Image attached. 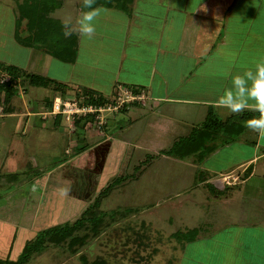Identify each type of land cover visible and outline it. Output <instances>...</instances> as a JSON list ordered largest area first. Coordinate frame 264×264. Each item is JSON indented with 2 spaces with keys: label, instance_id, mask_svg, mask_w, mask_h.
I'll list each match as a JSON object with an SVG mask.
<instances>
[{
  "label": "crops",
  "instance_id": "obj_1",
  "mask_svg": "<svg viewBox=\"0 0 264 264\" xmlns=\"http://www.w3.org/2000/svg\"><path fill=\"white\" fill-rule=\"evenodd\" d=\"M98 6L105 9L99 16L106 25L96 28L89 39L76 34L74 60L58 59L63 68L71 65L68 73H49L44 63L39 70L45 71L37 72L36 58L31 54L33 47L1 32L0 61L55 78L67 85L66 94L86 87L108 97L117 84H124L142 88L146 97L109 116L104 132L96 130L87 119L80 120L81 129L75 139L70 137L69 128L63 130L60 119L41 114L49 108L45 100L51 101L55 91L44 87L27 94L31 85L26 83L20 91V82L24 81L17 83L8 109L0 113V135L3 131L6 135L4 142L0 140V148L5 150L0 158V175L14 174L18 167H26L29 161H24L23 149L42 141L64 138V153L69 156L48 169L42 175V183L41 178H30V188L19 185L18 190L17 186L16 191L23 193L8 200L5 206L0 205V257L14 249L18 228L25 229L26 223L34 228L40 217L49 216L48 220L53 222L72 218L105 182L117 175H127L104 197L116 192L121 195V202L117 200L120 205L177 208L181 219L186 218L188 208L199 205L205 208L204 215H198L200 224L207 225H200L203 229L188 242L200 241L203 256L219 248L224 260L230 252L224 240L234 239L236 245L246 240L247 245H239V263L258 264V258L264 257L259 232L264 230V135L244 126L232 141L219 145L201 162L193 161V155L177 158L162 151L200 125L208 110L220 119L223 117L221 120L234 114L214 106V102L218 93L230 87L231 74L242 73L264 61V0H148L144 6L132 0L130 13ZM82 11L76 9L75 15ZM83 42L91 47L86 46L85 53L90 56L81 61ZM83 66L89 69L87 76L80 70ZM98 71H103L104 76ZM48 91L50 95L46 96ZM245 130L249 135L242 134ZM237 141L250 143L252 148L244 150L237 146L231 162L220 167L206 161L224 158L222 149ZM83 145V151L74 153L75 148ZM147 154L151 157L140 169L135 168L136 164L131 167V160L140 162L141 156ZM56 171L59 177L53 182L50 177ZM229 172L242 174L240 181L229 185L214 181L216 176ZM206 183L218 191L208 189ZM198 193L206 201L196 199ZM33 195L38 199L36 205L32 203ZM72 208L71 215H66V210ZM209 230L211 236L202 240L201 236ZM180 249V256L175 258L183 255L184 246Z\"/></svg>",
  "mask_w": 264,
  "mask_h": 264
},
{
  "label": "rangeland",
  "instance_id": "obj_2",
  "mask_svg": "<svg viewBox=\"0 0 264 264\" xmlns=\"http://www.w3.org/2000/svg\"><path fill=\"white\" fill-rule=\"evenodd\" d=\"M38 1V0H36ZM56 4L54 8L46 12L45 16L48 18L56 19L61 23V20L67 16H71L73 20L75 19V11L81 9V0H55ZM139 5L144 6L145 3H148V0H137ZM25 2H29V0H0V35H13V31H17V34L21 36L26 35V16H19L18 6L20 4H24ZM25 5L23 7V12L25 11ZM82 10V9H81ZM44 14V12H43ZM105 19L101 16L96 18V28H104L102 25ZM107 23V22H106ZM103 32L107 35L108 31ZM76 34V33H74ZM87 39H89L87 37ZM42 42V41H41ZM35 42L33 45V50L31 54L36 58L35 69L39 73L45 71L44 68L40 71L39 68L41 63H44L49 73H68L71 65H66L67 67H61L60 61L51 55L49 52L45 51L43 47V43ZM108 43V42H107ZM108 44H111L109 41ZM86 46L91 47L88 42H83L81 44V56L89 57V53L86 52ZM84 53V54H83ZM32 56V55H31ZM96 57V56H94ZM112 60V58H111ZM82 73L87 76L90 72L88 67L83 66L80 68ZM101 75L104 76L103 71H98ZM26 82H20L19 90H23V86ZM44 87L35 88L29 86L27 88V94L29 91L34 89L43 90ZM18 89V88H17ZM75 89V88H74ZM77 89V88H76ZM50 95V91L46 94V96ZM54 95H58L56 92ZM53 95V96H54ZM51 97V100L53 98ZM144 99V98H143ZM141 99L140 101H142ZM19 103V102H18ZM3 103L0 102V113L4 112L2 109ZM123 108V107H122ZM122 108L110 112L104 111V124L101 128H97L94 126L96 130L99 132H104L106 130V122L109 119V116H112L115 112H118ZM45 117L52 116L53 114L50 112H41ZM1 119V118H0ZM63 122V130H66L64 127L69 128L71 132L70 137L77 138L81 125L79 122L71 123L70 120H62ZM75 121V120H74ZM80 121V120H79ZM91 126V125H90ZM90 128V127H89ZM62 129V128H61ZM47 132V130H46ZM69 132V133H70ZM243 135H249V131H243ZM47 134H45L46 136ZM17 136H20V129L17 131ZM6 139V135L3 133L0 135V140L3 142ZM65 139L60 138L58 140L53 141H42L31 148H24L22 151V155L24 161H29V166L22 165L15 170L14 174L9 175H0V205L3 203L5 206L9 201L16 199L18 193H23L18 191L20 187H25L26 189L30 188L29 181L33 178H41L39 179L42 183V175L46 173L48 169L56 165L59 161H64L69 155L64 153V144ZM74 142V141H73ZM232 146V147H231ZM230 147H224L225 154L222 152L224 158L215 160V159H207L206 161L215 163L216 167H220L224 163H229L232 160V155L234 156L235 149L238 147L244 150H250L252 147L250 143L240 144L237 142L232 143ZM233 148V149H231ZM70 150V149H69ZM5 152L4 148H0V158L3 157ZM149 154L145 156H141V160L148 157ZM141 162V161H140ZM138 160H131V167L135 165L136 169H140L141 163ZM133 169H131L132 171ZM138 170H136L135 173ZM4 172V171H2ZM57 172L53 173L50 177L53 182L59 177L57 176ZM31 178V179H30ZM30 179V180H29ZM237 183V182H236ZM20 185V187H19ZM93 185L90 182V186ZM17 186L19 187L18 190ZM62 188V187H61ZM63 189V188H62ZM199 191V190H198ZM197 191V192H198ZM30 192V191H28ZM31 193V192H30ZM97 194V192L95 193ZM35 195L32 196V203L35 205L38 203V199ZM20 198V197H18ZM160 199L157 197V200ZM200 202L206 201L202 194L196 197ZM117 200L121 202V195L118 196L113 194L112 196L105 198L103 197L98 205H96L91 213L94 216V213L98 211H103L104 214L102 218H98V220L93 221L89 220L88 222H83L82 229L77 231L73 230V235L77 234L78 239L68 245V240L59 239L54 241L50 240L47 244V247L38 251L35 255H32L24 264H92L95 261H101V264H241V250L240 246L246 244V240L242 245L237 244L236 240L227 239L224 240L223 244L229 247V251L227 252V257L224 260L223 256L219 255L220 249L216 248L215 252H210V255L203 256L202 250L198 245L200 241H196V243H190L189 240H183L180 237H176L174 233L186 232L189 228L199 226L200 230L203 229L200 225H207V223L200 224L201 219H199L198 215L203 216L205 212V208L200 207L199 205H194L188 208L186 213V218L178 217L177 208H166L161 206L147 205H120L117 204ZM156 200V197L150 201V203ZM5 203V204H4ZM117 204V205H116ZM2 205V206H3ZM151 207V208H150ZM118 208V209H115ZM126 208H130L127 210ZM4 209V208H3ZM8 209V208H7ZM126 209V210H125ZM59 210V209H58ZM76 209H74L75 211ZM111 210H114L111 212ZM116 210V211H115ZM73 211L72 209L66 210V215H71ZM92 217V216H88ZM50 217L47 216L48 220ZM93 218V217H92ZM207 219V217H206ZM43 217H40V221L34 224V228H30L31 224H25V229L21 230L18 228L16 232V237L14 239V249L11 253L8 254L5 252L1 253V258L8 257L10 262L16 260L18 254L22 251L25 241L33 240L36 231L39 227L46 226L47 224H51L50 222H45ZM69 219H64L63 221H67ZM44 221V224L41 223ZM50 221H53L50 219ZM21 226V225H20ZM29 227V228H28ZM215 229V228H213ZM2 230V229H1ZM216 230V229H215ZM246 228L243 229L241 234V238L244 240V234L246 233ZM203 231H200L202 233ZM262 235V250L264 251V230L259 231ZM177 234V235H178ZM211 230L206 231L202 236V240H207L209 236H211ZM217 234V231H216ZM215 234V235H216ZM13 237V236H12ZM11 235H9L6 241H10ZM217 238V235H216ZM248 238V237H247ZM24 239V240H23ZM55 242V243H54ZM235 242V243H232ZM205 244L204 242H201ZM248 243L252 244V239H248ZM10 244V242H9ZM8 244V246H9ZM240 245V246H239ZM183 255L181 257L175 258L179 255V248L183 247ZM6 251V249H5ZM178 253V254H177ZM180 256V255H179ZM259 257L257 262L258 264H262L264 261V257ZM179 259V260H178ZM241 262V263H239Z\"/></svg>",
  "mask_w": 264,
  "mask_h": 264
},
{
  "label": "trees",
  "instance_id": "obj_3",
  "mask_svg": "<svg viewBox=\"0 0 264 264\" xmlns=\"http://www.w3.org/2000/svg\"><path fill=\"white\" fill-rule=\"evenodd\" d=\"M131 2L132 0H94V4L92 6L95 7L102 5L121 10L125 13H130ZM80 3L81 9L85 10L82 0ZM55 4V0H29V2L20 4L18 6V9L20 8L19 16H26L27 18L25 24L26 29H24L27 33L26 35L21 36L20 34H17V31L15 30L13 31V36L18 43L32 47L35 42L42 41L41 43H43L42 45L45 51L49 52L59 60L72 62L76 55V34L73 33L72 35L65 37L61 23L56 19L45 16L46 12L54 8ZM25 5L27 6L25 8L27 13L23 12V7ZM0 73H4L7 76L5 80L0 82V102L3 103L2 109L4 110L8 109V102L10 101V98L17 92V83L19 81H25L31 86L49 87L62 96L66 95L67 85L55 78L27 71L21 67L13 64H7L2 61H0ZM80 89L87 94L96 93L99 96V101L100 98L105 97L101 93L86 87H81ZM45 104L47 107H50L51 101L47 98L45 100ZM252 115L259 114L246 110L240 114H231L226 119L221 120L214 113V111L208 110L205 119L200 125L193 127L187 136L176 139L167 149L163 150L162 153L177 158L193 155V161L201 162L209 152L217 148L219 145L232 141L238 133L243 130V120ZM55 118L60 119V115H56L54 119ZM232 119L236 122L230 121ZM79 120L80 119H76L74 122H79ZM85 148L86 147L84 145L75 148L74 153H79ZM149 157L151 156L148 155L147 158L141 160V165L146 163ZM26 166H29L28 162L26 163ZM9 177L12 176L9 175ZM126 177L127 175H117L111 180L105 182V184L97 189V194H93L88 199L87 204L82 208L80 213L72 218H68L69 220L53 222L44 219L46 220L45 222H50L51 224H47L46 226L42 225L36 231L33 240L25 241L23 249L18 254L16 260L10 262L7 256L4 258L0 257V264H24L32 255H35L38 251L47 247V244L51 242L50 240L59 241V239H66L68 240L67 244L71 245L72 242L78 239L77 234L73 235V230L77 231L82 229L83 222H88L89 220L97 221L98 218H102V215L104 214L103 211H98L94 213L93 216L91 210L98 205L99 201L107 194L112 186L120 183ZM206 186L208 189L211 188V190L215 189L218 191V189L213 187L210 183H206ZM126 209L129 210L130 208ZM113 211L114 210H111V212ZM88 216H92L93 218ZM38 222L39 221H37V223ZM41 223L44 224V221ZM199 230L200 227L195 226L189 228L186 232L174 234L176 237H180L183 240H191L196 237ZM92 264H101V261L97 260Z\"/></svg>",
  "mask_w": 264,
  "mask_h": 264
},
{
  "label": "clouds",
  "instance_id": "obj_4",
  "mask_svg": "<svg viewBox=\"0 0 264 264\" xmlns=\"http://www.w3.org/2000/svg\"><path fill=\"white\" fill-rule=\"evenodd\" d=\"M84 11L73 18L67 16L61 20L65 37L76 33L91 38L96 29V18L105 11L101 6L93 7L94 0H82ZM225 75H229L225 73ZM214 106L227 109L229 113L240 114L245 110L258 113L243 120L246 128L264 135V61L242 73L230 75V87L218 93ZM223 117H221L222 119Z\"/></svg>",
  "mask_w": 264,
  "mask_h": 264
},
{
  "label": "built area",
  "instance_id": "obj_5",
  "mask_svg": "<svg viewBox=\"0 0 264 264\" xmlns=\"http://www.w3.org/2000/svg\"><path fill=\"white\" fill-rule=\"evenodd\" d=\"M6 78V74L0 73V82ZM145 97L146 93L142 88L124 84H117L113 93L108 97L100 98V101L96 93L87 94L77 88L64 96L54 95L46 112H50L54 117L60 115L62 120H70L71 123L76 119H87L88 123L101 128L104 124V111H116ZM241 175L237 172L224 173L216 176L214 181L218 184H235L240 181Z\"/></svg>",
  "mask_w": 264,
  "mask_h": 264
}]
</instances>
